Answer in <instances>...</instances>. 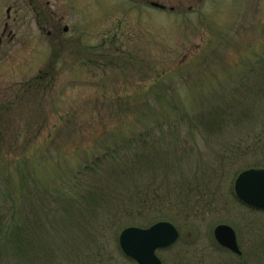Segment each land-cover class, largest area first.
<instances>
[{
	"label": "rangeland",
	"instance_id": "374dc122",
	"mask_svg": "<svg viewBox=\"0 0 264 264\" xmlns=\"http://www.w3.org/2000/svg\"><path fill=\"white\" fill-rule=\"evenodd\" d=\"M15 1L0 0V31L27 4ZM137 1H75L82 45L97 51L75 81L66 72L33 100L0 74V264H137L120 232L159 221L179 235L156 250L162 264H239L218 224L245 264H264V211L233 191L239 172L264 168L246 149L264 124V0L169 15Z\"/></svg>",
	"mask_w": 264,
	"mask_h": 264
},
{
	"label": "flooded vegetation",
	"instance_id": "af4514ba",
	"mask_svg": "<svg viewBox=\"0 0 264 264\" xmlns=\"http://www.w3.org/2000/svg\"><path fill=\"white\" fill-rule=\"evenodd\" d=\"M66 1V6L61 5L62 8L56 10L51 9L49 0H27L25 7L16 5L10 24L2 23L0 52L8 50L10 57H7L10 59H1L0 74L6 79L8 89L12 88L17 93L28 92L31 99H38L55 85L56 78L66 75V72L75 81L76 74L81 70V60L88 57L90 60L96 55V48L87 49L86 44L82 45L81 34H84L85 26L79 18L76 0H71V4L69 0L63 3ZM207 1L215 0H138L137 3L141 6L147 4L149 9L169 15L194 14ZM22 9H25V13L20 15ZM96 14L100 19L98 22L95 20L96 24L92 29L99 28L93 36L97 39L98 30L101 28H105V34H108L112 16L108 10ZM93 40L91 37L90 44ZM111 40L113 39L108 37L105 42L111 44ZM95 45L93 42L90 46ZM237 244L240 253L226 251L238 258L239 264H245L244 252L238 242Z\"/></svg>",
	"mask_w": 264,
	"mask_h": 264
},
{
	"label": "water",
	"instance_id": "95a60500",
	"mask_svg": "<svg viewBox=\"0 0 264 264\" xmlns=\"http://www.w3.org/2000/svg\"><path fill=\"white\" fill-rule=\"evenodd\" d=\"M236 198L243 204L264 210V169L249 168L241 171L233 183ZM215 240L233 252H239L234 231L227 225H217L213 230ZM178 237L176 228L166 221H159L142 229L127 227L118 237L122 253L138 264H161L155 250L172 245Z\"/></svg>",
	"mask_w": 264,
	"mask_h": 264
},
{
	"label": "trees",
	"instance_id": "16d2710c",
	"mask_svg": "<svg viewBox=\"0 0 264 264\" xmlns=\"http://www.w3.org/2000/svg\"><path fill=\"white\" fill-rule=\"evenodd\" d=\"M244 85H245V83H244ZM245 88V87H244ZM244 92V91H243ZM242 95H244V93L242 94ZM258 130V129H257ZM261 130V131H260ZM259 131H260V133H261V135H258V137H256V138H253V142H251V143H248L247 145H246V149L247 150H249L251 153H254V150L255 151H258V153H264V124H262L261 125V129H260ZM258 132V131H257ZM254 144V145H253ZM252 146H253V148H252ZM254 149V150H253ZM15 241L16 240V238L14 237V235H13V238H12V241ZM3 250V248L1 247L0 248V251L1 252H3L2 251ZM1 255V254H0Z\"/></svg>",
	"mask_w": 264,
	"mask_h": 264
}]
</instances>
